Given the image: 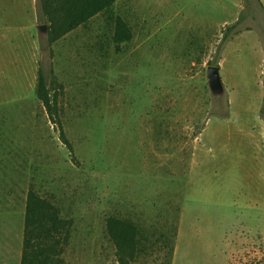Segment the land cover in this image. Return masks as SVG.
Returning <instances> with one entry per match:
<instances>
[{
	"label": "rangeland",
	"instance_id": "1",
	"mask_svg": "<svg viewBox=\"0 0 264 264\" xmlns=\"http://www.w3.org/2000/svg\"><path fill=\"white\" fill-rule=\"evenodd\" d=\"M248 1L118 0L50 42L41 0H0V264H21L31 189L71 221L65 264H121L113 216L146 235L133 264H264V10Z\"/></svg>",
	"mask_w": 264,
	"mask_h": 264
},
{
	"label": "trees",
	"instance_id": "2",
	"mask_svg": "<svg viewBox=\"0 0 264 264\" xmlns=\"http://www.w3.org/2000/svg\"><path fill=\"white\" fill-rule=\"evenodd\" d=\"M118 0H41L43 15L49 24V41L55 42L66 34L86 26L97 15L108 12ZM251 1V2H250ZM264 10V5L257 0ZM252 3L249 0L248 3ZM245 19L242 14L236 23L226 27L224 40ZM129 38L124 23L119 22L116 41ZM219 66V65H217ZM37 94L47 109L50 119L60 124L57 96L48 86L43 70L39 71ZM61 136L70 146L63 131ZM71 221L62 217L60 208L51 200L42 197L34 189L28 193L25 213L24 242L21 264H65V247L71 235ZM107 232L116 246L121 264H133L147 239L135 221L123 217H110ZM178 235L175 230V237ZM174 254V240L170 248Z\"/></svg>",
	"mask_w": 264,
	"mask_h": 264
},
{
	"label": "water",
	"instance_id": "3",
	"mask_svg": "<svg viewBox=\"0 0 264 264\" xmlns=\"http://www.w3.org/2000/svg\"><path fill=\"white\" fill-rule=\"evenodd\" d=\"M39 30L41 32H47L48 27L47 25H39ZM207 77L211 91L215 95H221L225 92V87L221 77L220 66L217 65L209 66L207 71Z\"/></svg>",
	"mask_w": 264,
	"mask_h": 264
},
{
	"label": "crops",
	"instance_id": "4",
	"mask_svg": "<svg viewBox=\"0 0 264 264\" xmlns=\"http://www.w3.org/2000/svg\"><path fill=\"white\" fill-rule=\"evenodd\" d=\"M262 3L264 4V0H261ZM1 3V2H0ZM226 53H227V50L225 51L224 55H223V58L220 62V70L223 69L225 67V60H226ZM231 104V103H230ZM175 264V263H174Z\"/></svg>",
	"mask_w": 264,
	"mask_h": 264
}]
</instances>
